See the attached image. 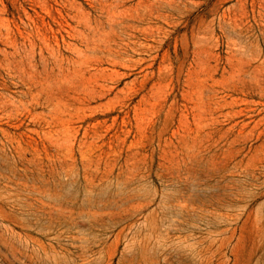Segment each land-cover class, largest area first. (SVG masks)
Here are the masks:
<instances>
[{"label": "rangeland", "instance_id": "1", "mask_svg": "<svg viewBox=\"0 0 264 264\" xmlns=\"http://www.w3.org/2000/svg\"><path fill=\"white\" fill-rule=\"evenodd\" d=\"M0 173V264H264V0H0Z\"/></svg>", "mask_w": 264, "mask_h": 264}, {"label": "bare ground", "instance_id": "2", "mask_svg": "<svg viewBox=\"0 0 264 264\" xmlns=\"http://www.w3.org/2000/svg\"><path fill=\"white\" fill-rule=\"evenodd\" d=\"M93 31H94V30H93ZM37 156H38V155H37ZM20 158H22V157H20ZM26 160H27V159H26ZM40 160H41V159H40ZM7 161H8V160H7ZM16 161H17V160H16ZM31 161H32V160H31ZM31 161H29V162H27V163L30 164ZM32 162H33V161H32ZM43 162H44V161H43ZM43 162H42V163H43ZM20 163H22V162H20ZM36 163H37V162H36ZM36 163H34V164H36ZM16 165H17V162H16ZM22 165H24V163H23ZM36 165H37V164H36ZM43 165H45V164H43ZM27 166H28V165H27ZM21 167H22V166H21ZM21 167L19 166L18 168H19L20 170H21V169L23 170L24 167H22V168H21ZM37 167H38V166H37ZM39 167H40V166H39ZM1 168H2V167H1ZM28 168H29V167H28ZM28 168H26V170H27ZM32 168H34V167H32ZM41 168L44 169V168L42 167V165H41ZM2 169H4V167H3ZM38 169H39V172H40V174H41V170H40V168H38ZM4 170H5V169H4ZM16 170H17V168L15 169V171H16ZM24 170H25V168H24ZM57 170H58V169H57ZM59 170H60V169H59ZM59 170H58V172H60ZM28 171H29V170H28ZM30 171H31V169H30ZM33 171H34V170H33ZM35 171H36V170H35ZM43 172H45V171H43ZM43 172H42V173H43ZM46 172H47V171H46ZM58 172H57V173H58ZM15 173H16V172H15ZM15 173H14V174H15ZM23 173H24V172H23ZM23 173H22V174H23ZM0 174H1V173H0ZM26 174H27V173H26ZM26 174H25V175H26ZM36 174H37V171H36ZM45 174H47V173H45ZM49 174H50V173H49ZM49 174H47V175H49ZM59 174H60V173H58V175H59ZM1 175H3V174H1ZM12 175H13V174H12ZM60 175H61V174H60ZM6 176H8V175L5 174L4 177H6ZM13 176H14V175H13ZM15 176H16V174H15ZM31 176H32V174H31ZM61 176H62V175H61ZM61 176H60V178H61ZM9 177H10V176H9ZM19 177H20V176H19ZM32 177H33V176H32ZM47 177H48V176H47ZM7 178H8V177H7ZM20 178H21V177H20ZM22 178H23V177H22ZM54 178H55V177H54ZM56 178H57V177H56ZM62 178H64V177H62ZM62 178H61V179H62ZM28 179H29V178H28ZM32 179H33V178H32ZM41 179H42V178H41ZM49 179H50V176H49ZM49 179H47V180H49ZM51 179H52V178H51ZM8 180H9V179H8ZM14 180H15V179H14ZM47 180H46V182H47ZM53 180H54V179H53ZM53 180H50V181H53ZM6 181H7V180H6ZM20 181H21V180H20ZM41 181H43V179H42ZM65 181H66V180H65ZM43 182H44V181H43ZM59 182H60V180L58 181V183H59ZM2 183H3V182H2ZM14 183H15V182H14ZM24 183H25V181H24ZM47 183H48V182H47ZM52 183H53V182H52ZM61 183H63V181L60 182V185H62ZM17 184H19V183H17ZM27 184H28V182H27ZM29 185H30V184H29ZM5 186H6V184H5ZM7 186H8V185H7ZM20 186H21V185H20ZM63 186H64V185H63ZM12 187H13V186H12ZM18 187H19V186H18ZM32 187H33V186H32ZM39 187H40V185H39ZM48 187H49V186H48ZM64 187H65V186H64ZM10 188H11V187H10ZM20 188H21V187H20ZM24 188H25V187H24ZM24 188H21V189H24ZM40 188H41V187H40ZM60 188H62V187L60 186V187H59V190H62V189H63V188H62V189H60ZM70 188H71V187H70ZM13 189H14V187H13ZM30 189H31V188H30ZM34 189H35V188H34ZM49 189H50V187H49ZM0 190H1V189H0ZM32 190H33V189H32ZM45 190H46V189H45ZM45 190H44V188H43V191H45ZM35 191H37V190H35ZM39 191H41V190H39ZM39 191H38V192H39ZM55 192H56V190H55ZM55 192H54V193H55ZM8 193H9V191H8ZM8 193H7V194H8ZM48 193H50V191H49ZM43 194H44V192H43L42 194L40 193V194H38V195H42V196H43ZM45 194H46V192H45ZM57 194H58V193H57ZM57 194H56V195H57ZM60 194H62V193L60 192ZM60 194H59V195H60ZM54 195H55V194H54ZM2 196H3V195H2ZM49 196H50V195H49ZM51 196H53V194H52ZM51 196H50V197H51ZM45 197H47V196H45ZM54 197H55V196H53L52 199H53ZM59 197H60V196H59ZM18 198H19V197H18ZM49 199H50V198H49ZM56 199H57V198H56ZM65 199H66V198H65ZM43 200H44V198H43ZM53 200H54V199H53ZM4 201H5V200H4ZM6 201H7V200H6ZM12 201H13V200H12ZM19 201L22 202L21 200H19ZM45 201H46V200H44L43 202L46 204ZM58 201H59V200H58ZM67 201H69V200H67ZM74 201H75V200H74ZM7 202H9V200H8ZM16 202H17V201H16ZM16 202H15V203H16ZM24 202H26V201H24ZM27 202H28V201H27ZM27 202H26V204H27ZM40 202H41V199H40ZM54 202H56V201H54ZM70 202H71V201H70ZM15 203H13V204H15ZM22 203H23V202H22ZM41 203H42V202H41ZM47 203H48V202H47ZM49 203L51 204V202H49ZM56 203H57V202H56ZM60 203H61V202H60ZM60 203H59V204H60ZM64 203H65V202H64ZM67 203H68V202H67ZM73 203H75V202H73ZM28 204H29V203H28ZM31 204H32V203H31ZM35 204H36V203H35ZM50 204H49V205H50ZM70 204H72V202H71ZM9 205H10V204H9ZM11 205H12V204H11ZM15 205H16V204H15ZM17 205H18V204H17ZM32 205H34V204H32ZM49 205H48V206H49ZM61 205H62V204H61ZM72 205H73V204H72ZM19 206H20V205H19ZM19 206H18V207H19ZM22 206H23V204H22ZM8 207H9V206H8ZM20 207H21V206H20ZM49 207H50V206H49ZM62 207H63V206H62ZM26 208H27V207H26ZM37 208H38V207H37ZM56 208H57V207H56ZM11 209H12V208H11ZM24 209H25V208H24ZM43 209H45V208L43 207ZM47 209H49V208H47ZM58 209H59V207H58ZM67 209H68V208H67ZM73 209H75V208H73ZM27 210H28V209H27ZM30 210H31V209H30ZM30 210H28V211H30ZM34 210H35V209H34ZM34 210H33V211H34ZM39 210H40V209H39ZM45 210H46V209H45ZM52 210H53V209H52ZM52 210H51V211H52ZM19 211H20V209H19ZM28 211H26V212L24 211V212L27 213ZM33 211H32V212H33ZM37 211H38V210H37ZM41 211H44V210L41 209ZM47 211H50V210H47ZM51 211L47 213V214L50 215V216L53 215ZM65 211H66V210H64V212H63V211H61V209H60V210H56L55 213H57V218H58V220H62V219L65 218V217L63 218V213H65ZM71 211H74V210H71ZM88 211H89V208H88ZM22 212H23V211H22ZM44 212H46V211H44ZM53 212H54V211H53ZM67 212H68V211H67ZM69 212H70V211H69ZM73 213H74V212H73ZM78 213H79V212H78ZM84 213H85V212H84ZM90 213H91V211H90ZM94 213H95V212H94ZM28 214H29V212H28ZM65 214H66V213H65ZM69 214H70V213H69ZM74 214H75V213H74ZM79 214H80V213H79ZM79 214H78V215H79ZM87 214H89V213H87ZM25 215H27V214H25ZM81 215H82V214H81ZM84 215H85V214H84ZM89 215H90L89 218H91V217H92L91 214H89ZM89 215H87V216H89ZM92 215H93V214H92ZM0 216H1L2 219H3V218H5V220L9 219V218L6 219L7 215H6L5 213H3V212L1 213V211H0ZM41 216H42V214H41ZM85 216H86V215H85ZM53 217H54V215H53ZM53 217H51V218H53ZM71 217H72V216H71ZM77 217H78V216H77ZM24 218L26 219V217H24ZM45 218H46V215H45ZM57 218H56V219H57ZM83 218L86 219V217H83ZM20 219L22 220V218H20ZM41 219H42V218H41ZM54 219H55V218H54ZM70 219H71V218H70ZM72 219H73V218H72ZM77 219H78V218H77ZM0 220H1V219H0ZM3 220H4V219H3ZM5 220H4V221H5ZM16 220H17V219H16ZM23 220H24V219H23ZM39 220H40V219H39ZM50 220H51V219H50ZM82 220H83V219H82ZM91 220H92V219H91ZM17 221H18V220H17ZM17 221H16V222H17ZM69 221H70V220H69ZM76 221H79V220H75V222H76ZM0 222H2V221H0ZM6 222H7V221H6ZM12 222H13V221H12ZM18 222H19V221H18ZM33 222H35V221H33ZM39 222H40V221H39ZM52 222H53V221H52ZM66 222H67V221H66ZM72 222H74V221L72 220ZM2 223H3V222H2ZM4 223H5V222H4ZM20 223H21V222H20ZM22 223H23V222H22ZM30 223H31V225H32V222H30ZM59 223H60V222H59ZM86 223H87V222H86ZM88 223H89V222H88ZM172 223H173V222H172ZM0 224H1V223H0ZM5 224H6V223H5ZM16 224H17V223H16ZM34 224H35V223H34ZM51 224H52V223H51ZM55 224H56V223H55ZM70 224L73 225V223H71V221H70ZM74 224H75V223H74ZM76 224H77V222H76ZM80 224H81V222H80ZM84 224H85V223H84ZM91 224H92V223H91ZM91 224H90V225H91ZM97 224H98V223H97ZM173 224H174V223H173ZM2 225H4V224H1L0 226H2ZM17 225H18V224H17ZM28 225H29V224H28ZM53 225H54V224H53ZM77 225H78V224H77ZM77 225H76V226H77ZM92 225H93V224H92ZM8 226H9V225H8ZM8 226H5V225H4V227H5V228L7 227L8 230H9V227H8ZM11 226H12V225H11ZM35 226H37V225H35ZM55 226H56V225H55ZM62 226H65V225H62ZM78 226H79V225H78ZM78 226H77V227H78ZM84 226H85V225H84ZM52 227H53V226H52ZM71 227H72V226H71ZM82 227H83V226H82ZM85 227H86V226H85ZM91 227H92V226H91ZM1 228H3V226H2ZM5 228H4V229H5ZM7 228H6V229H7ZM13 228H14V227H13ZM13 228H12V229H13ZM18 228H19V227H18ZM24 228H25V226H24ZM32 228H33V227H32ZM35 228H36V227H35ZM59 228H60V227H58L57 232H58V230H61V229H59ZM66 228H67V227H66ZM68 228H70V226H69ZM79 228H80V227H79ZM79 228H78V229H79ZM86 228H87V227H86ZM89 228H90V227H89ZM62 229H63V228H62ZM78 229H77V230H78ZM83 229H84V228H83ZM54 230H55V229H54ZM64 230H65V229H64ZM66 230H67V229H66ZM71 230H72V229L70 228L69 232H70ZM79 230H80V229H79ZM79 230H78V231H79ZM90 230L93 231L92 229H90ZM13 231H15V229H13ZM13 231H12V232H13ZM17 231H18V230H17ZM22 231H23V230H22ZM27 231H28V230H27ZM37 231H38V230H37ZM40 231H42V230H40ZM73 231H75V230H73ZM88 231H89V229H88ZM88 231L86 230V232H88ZM91 231H90V232H91ZM129 231H130V230H129ZM2 232H3V231H2ZM15 232H16V231H15ZM18 232H19V231H18ZM67 232H68V231H67ZM79 232H80V231H79ZM79 232H78V233H79ZM90 232H89V234H90ZM10 233H11V232H10ZM20 233H21V232H20ZM22 233H23V232H22ZM25 233H26V232H25ZM38 233H39V231H38ZM38 233H37V234H38ZM54 233H55V232H54ZM76 233H77V232H76ZM0 234H1L2 236H4L3 233H0ZM16 234H17V233H16ZM42 234H43V233H42ZM47 234H50V233H47ZM52 234H53V233H52ZM91 234H92V233H91ZM25 235H26V234H25ZM71 235L73 236L74 234H71ZM31 236H32V235H31ZM51 236H52V235H51ZM84 236H85V235H84ZM87 236H88V235H87ZM95 236H97V235H95ZM25 237H26V236H25ZM25 237H24V238H25ZM35 237H36V236H35ZM58 237H59V236H58ZM68 237H69V236H68ZM68 237H67V238H68ZM74 237H75V236H74ZM90 237H91V236H90ZM5 238H6V237L4 236L3 239H5ZM26 238H27V237H26ZM36 238H37V237H36ZM76 238H77V237H76ZM97 238H98V237H97ZM9 239H10V238H9ZM19 239H20V238H19ZM65 239H66V238H65ZM182 239H183V238H182ZM6 240H7V239H6ZM16 240H18V239H15V241H16ZM26 240H28V239H26ZM29 240L31 241V243H33V245L35 244V246H36V245L39 246V247H37V249H39L40 247H42V245H46V244H42V245H41L40 242H39V244H38V240H35V239H33L32 237H29ZM53 240H55V239H53ZM104 240H105V239H104ZM9 241H10V240H9ZM39 241H40V240H39ZM41 241H42V240H41ZM61 241H63V240H61ZM65 241H66V240H65ZM76 241H77V240H76ZM91 241H92V240H91ZM17 242H18V241H17ZM55 242H58V240L55 241ZM71 242H72V241H71ZM94 242H95V240L93 241V243H94ZM98 242H99V241H98ZM0 243H2V242H0ZM5 243H6V242H5ZM42 243H44V242H42ZM59 243H60V242H59ZM59 243H58V245H60ZM66 243L69 244L70 242H69V243L66 242ZM72 243H74V241H73ZM76 243H77V242H76ZM76 243H74V244H76ZM78 243H79V242H78ZM93 243L91 242V244L89 243V245H92ZM3 244H4V243H3ZM61 244H62V243H61ZM79 244H80V243H79ZM8 245H9V244H8ZM94 245H95V244H94ZM10 246H11V245H10ZM18 246H19V245H18ZM23 246H24V245H23ZM62 246H63V244H62ZM70 246H71V245H70ZM0 247H1V246H0ZM14 247H16V245H15ZM19 247H20V246H19ZM21 247H22V246H21ZM24 247H25V246H24ZM27 247H28V246H27ZM43 247H44V246H43ZM59 247H60V246H59ZM65 247H66V245H65ZM95 247H96V246H95ZM51 248H52V247H51ZM61 248L63 249V247H61ZM96 248L98 249V247H96ZM13 249H14V248H13ZM13 249H12V250H13ZM18 249H19V248H18ZM21 249H22V248H21ZM21 249H20V251H21ZM23 249H25V248H23ZM68 249H69V248H68ZM70 249H72V248H70ZM75 249H76V248H75ZM78 249H79V248H78ZM78 249H76V250H78ZM0 250H1V249H0ZM3 250H4V249H3ZM5 250H6V249H5ZM25 250H27V249H25ZM52 250H54V249H52ZM59 250H60V249H59ZM63 250H64V249H63ZM79 250H80V249H79ZM82 250H83V249H82ZM48 251H49V250H48ZM64 251H65V250H64ZM71 251L74 253L73 250H71ZM0 252H2V251H0ZM4 252H5V251H4ZM4 252H3V253H4ZM13 252H14V251H13ZM22 252H23V251H22ZM45 252H46V251H45ZM51 252H52V251L50 250V253H51ZM57 252H58V251H57ZM29 253H30V252H29ZM40 253H41V252H40ZM52 253H53V252H52ZM21 254H22V253H21ZM31 254H32V252H31ZM33 254H34V253H33ZM62 254H63V253H62ZM62 254H60V255H62ZM68 254H69V253H68ZM71 254H72V253H70V255H71ZM74 254H75V253H74ZM76 254H77V252H76ZM86 254H87V253H86ZM1 255H2V254H1ZM19 255H20V254H19ZM25 255H26V253H25ZM42 255H43V254H42ZM49 255H50V254H49ZM60 255H59V256H60ZM77 255H78V254H77ZM96 255H97V254H96ZM3 256H5V254H4ZM20 256H21V255H20ZM28 256H29V255H28ZM32 256H33V255H32ZM46 256H47V255H46ZM64 256H65V254H64ZM72 256H73V255H72ZM78 256H79V255H78ZM93 256H94V255H93ZM93 256H92V257H93ZM17 257H18V256H17ZM21 257H22V256H21ZM23 257H24V256H23ZM42 257H43V256H42ZM42 257H41V258H42ZM61 257H62V256H61ZM61 257H59V258H61ZM75 257H76V256H75ZM133 257H134V256H133ZM2 258H3V257H2ZM2 258H1V259H2ZM19 258H20V257H19ZM57 258H58V257H57ZM88 258H90V257H88ZM94 258H95V256H94ZM31 259H32V258H31ZM64 259H66V258H64ZM69 259H70V258H69ZM69 259H68V260H69ZM78 259H79V258H78ZM78 259H77V262H78ZM133 259H134V258H133ZM15 260H16V258H15ZM34 260H35V259H34ZM37 260L39 261V260H41V259H39V257H38V258H36V261H37ZM45 260H46V259H45ZM73 260H74V259H73ZM73 260H72V261H73ZM95 260H96V259H95ZM135 260H136V259H135ZM17 261H18V260H17ZM32 261H33V259H32ZM56 261H58V260H56ZM63 261H65V260H63ZM63 261H62V262H63ZM82 261H84V260H82ZM2 262H3V261H2ZM12 262H14V261H12ZM15 262H16V261H15ZM42 262H43V261H42ZM42 262H41V263H42ZM44 262H45V261H44ZM60 262H61V261H60ZM69 262L71 263L70 260H69ZM90 262H91V261H90ZM9 263H10V261H9ZM31 263H32V262H31ZM31 263H30V261H29V264H31ZM52 263H53V261H52ZM64 263H65V262H64ZM97 263H98V262H97ZM97 263H96V264H97ZM111 263H112V262H111ZM11 264H12V263H11ZM18 264H19V262H18ZM23 264H24V263H23ZM27 264H28V263H27ZM34 264H35V263H34ZM38 264H39V263H38ZM54 264H56V263L54 262ZM61 264H62V263H61ZM67 264H68V263H67ZM74 264H75V260H74ZM86 264H87V263H86ZM93 264H94V263H93ZM102 264H103V263H102ZM106 264H110V263H106ZM133 264H134V263H133Z\"/></svg>", "mask_w": 264, "mask_h": 264}]
</instances>
